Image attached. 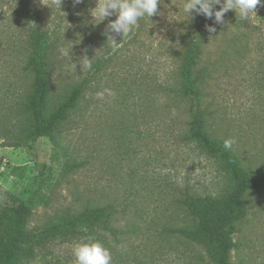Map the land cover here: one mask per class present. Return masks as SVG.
<instances>
[{
	"label": "rangeland",
	"instance_id": "1",
	"mask_svg": "<svg viewBox=\"0 0 264 264\" xmlns=\"http://www.w3.org/2000/svg\"><path fill=\"white\" fill-rule=\"evenodd\" d=\"M23 5L36 12L56 55L47 110L74 84L87 88L53 138L16 147L8 144L23 139L31 121L28 50L14 35ZM97 5L0 0V213L16 198L28 200L42 181L47 202L34 210L29 230L68 212L108 206L111 229L97 231L109 242L112 264H215L208 247L178 232L192 223L182 199L187 192L224 196L232 179L188 138L189 101L179 95L178 66L188 37L198 34L195 80L207 132L213 140L234 139L231 151L243 168L263 170L264 4L247 20L229 10L216 23L187 16L183 0H162L129 37L116 36L122 40L115 48L105 33L116 17L95 20ZM245 200L247 214L230 226V260L264 264V188L251 189ZM82 240L53 239L21 264H75L73 248Z\"/></svg>",
	"mask_w": 264,
	"mask_h": 264
},
{
	"label": "trees",
	"instance_id": "2",
	"mask_svg": "<svg viewBox=\"0 0 264 264\" xmlns=\"http://www.w3.org/2000/svg\"><path fill=\"white\" fill-rule=\"evenodd\" d=\"M18 19L14 21L18 44L24 42L28 50L27 66L32 73V90L28 95L30 128L25 139L9 146H26L42 137H54L56 128L77 109L87 88L78 82L58 101L52 110H47L51 93V70L55 63V52L49 32L37 20L35 11L21 6ZM12 22L5 21L6 26ZM201 50L199 35H190L181 53L178 66L179 95L189 101L185 112L189 116L188 138L209 155L218 159L232 179V187L224 196L199 195L187 192L182 202L192 218V223L178 228V232L208 247L215 264H232L231 250L235 243L230 233L234 221L247 214L246 194L251 189L264 188V169L251 172L241 166L231 149L224 148L223 141L213 140L206 129V115L202 108V93L195 80V66ZM47 202L44 184L28 200L16 198L12 205L0 213V264H21L37 247H47L53 239L97 238L109 245L105 235L97 231L101 226L111 229L114 211L108 206L86 207L78 213L68 212L54 217L38 230L28 229V221L34 210Z\"/></svg>",
	"mask_w": 264,
	"mask_h": 264
},
{
	"label": "clouds",
	"instance_id": "3",
	"mask_svg": "<svg viewBox=\"0 0 264 264\" xmlns=\"http://www.w3.org/2000/svg\"><path fill=\"white\" fill-rule=\"evenodd\" d=\"M59 2L61 4V0ZM160 3L162 0H98L92 15L100 22L111 16L116 17L107 24L105 33L108 41H111L112 47L115 48L122 39L129 37L135 31L141 19L157 14ZM221 3L222 0H183V12L189 17L193 12L204 15L208 19L214 17L216 23H221L225 13L235 10L241 19L247 20L251 14L255 13L258 5L264 4V0H223L219 10L214 11V6ZM206 27L209 32L216 31L212 25ZM116 36L122 39L118 41ZM87 66L90 68L91 64ZM234 143V139H226L223 146L225 149H231ZM73 255L75 264H112L110 249L91 237H86L77 243L73 248Z\"/></svg>",
	"mask_w": 264,
	"mask_h": 264
}]
</instances>
